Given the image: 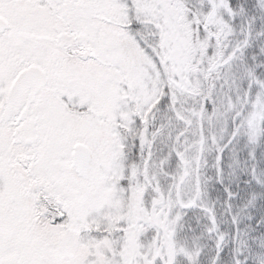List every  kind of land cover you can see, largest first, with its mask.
<instances>
[{"label": "snow or ice", "instance_id": "snow-or-ice-1", "mask_svg": "<svg viewBox=\"0 0 264 264\" xmlns=\"http://www.w3.org/2000/svg\"><path fill=\"white\" fill-rule=\"evenodd\" d=\"M0 264H264V0H0Z\"/></svg>", "mask_w": 264, "mask_h": 264}]
</instances>
